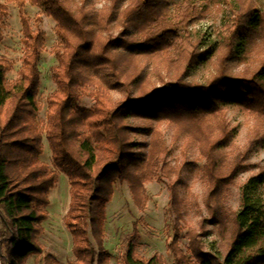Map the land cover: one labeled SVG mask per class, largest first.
<instances>
[{"label":"trees","instance_id":"1","mask_svg":"<svg viewBox=\"0 0 264 264\" xmlns=\"http://www.w3.org/2000/svg\"><path fill=\"white\" fill-rule=\"evenodd\" d=\"M4 1L0 29L6 3L16 4L24 51L13 80L7 78L12 60L0 57V264H49L38 237L60 173L69 184L63 217L72 240L69 264L100 261L106 255L104 209L115 184L128 182L139 205L143 185L165 171L159 130L164 122L172 126L174 141L197 148L225 249L193 250L186 259L171 245V264H264V205L255 191L263 174L240 187L237 210H221L231 182L248 168L242 156L225 150L234 137L227 106L239 107L251 121V143L264 144V0H102L99 8L96 0ZM27 2L53 19L57 42L49 69L55 87L46 97L44 124L37 118V93L45 34L32 29ZM221 5L228 12L204 48L206 33L190 25ZM205 62L211 67L205 79L189 80ZM121 91L129 96L116 99L113 92ZM83 96L92 99L90 106L79 104ZM132 115L155 120L142 160L131 133L144 128L130 124ZM43 141L51 165L41 156ZM174 223L173 241L179 233ZM126 239L123 264H161L156 254L147 260L136 256L134 233Z\"/></svg>","mask_w":264,"mask_h":264},{"label":"rangeland","instance_id":"2","mask_svg":"<svg viewBox=\"0 0 264 264\" xmlns=\"http://www.w3.org/2000/svg\"><path fill=\"white\" fill-rule=\"evenodd\" d=\"M0 0V3H4ZM102 0H96L95 6L101 7ZM7 16L5 24L0 29V57L11 59L13 67L7 71L8 80H13L18 75V69L22 61L24 51L22 32L20 29L19 7L14 3H6ZM25 14L30 19L32 29L39 27L45 34L44 48L41 52L39 70L41 71L37 100L39 111L37 118L40 124L45 123L47 99L46 97L54 89L55 85L50 76V67L56 63L52 48L57 43L54 21L50 16L40 12V8L34 4L25 3ZM228 9L221 5L211 6L210 12L203 19L190 25V28L206 33V44L215 39L221 29V17ZM240 67L236 69L239 70ZM211 70L205 62L197 65L189 76V80L203 81ZM116 99L129 96L124 91L113 92ZM79 104L88 107L92 99L81 97ZM226 118L230 128L234 131V137L225 150L230 155L239 154L243 163L248 165L246 170L237 174L231 182L228 193L221 204L222 211H234L239 207L240 187L251 177L263 174L264 177V144L251 143L249 133L251 121L243 111L236 106H227ZM129 122L134 127L141 126L144 129L134 130L131 139L137 145L139 159L147 155L150 141V127L155 125L153 118L146 119L132 115ZM159 130L165 145L164 166L165 171L158 179H152L145 183L141 204H137L131 193L128 182H117L114 186L112 198L105 206V215L102 220V239L106 255L95 264H123V250L126 246V238L132 233L135 235L134 252L138 258L149 259L155 254L160 258L161 264H171L175 246L176 255H184L191 259L193 250H201L214 254H224L218 235V223L216 218L217 207L207 201V193L204 180L201 178L200 168L202 161L198 156L196 146L190 144L184 147V140L174 141L173 128L168 123H161ZM44 142V141H43ZM42 158L51 165L46 142H44ZM171 187L176 194V203H172ZM256 195L264 205V182L256 187ZM69 184L64 174L58 175L55 186L49 192V204L47 206L48 217L42 222L44 231L38 237L43 247V256L49 264H69L74 259L71 247L70 234L63 225V217L69 203ZM179 217V219H178ZM179 225L178 238L173 241L174 226ZM89 238L93 242V236L89 230ZM174 242V244H172Z\"/></svg>","mask_w":264,"mask_h":264}]
</instances>
